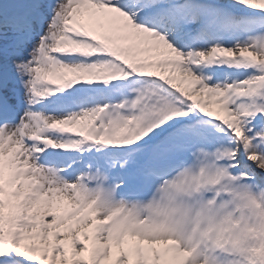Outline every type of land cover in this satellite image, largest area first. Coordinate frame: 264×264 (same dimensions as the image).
I'll list each match as a JSON object with an SVG mask.
<instances>
[{"label": "snow or ice", "instance_id": "1", "mask_svg": "<svg viewBox=\"0 0 264 264\" xmlns=\"http://www.w3.org/2000/svg\"><path fill=\"white\" fill-rule=\"evenodd\" d=\"M0 0V264H264V0Z\"/></svg>", "mask_w": 264, "mask_h": 264}, {"label": "rangeland", "instance_id": "2", "mask_svg": "<svg viewBox=\"0 0 264 264\" xmlns=\"http://www.w3.org/2000/svg\"><path fill=\"white\" fill-rule=\"evenodd\" d=\"M19 4H18V7H17V10L16 11H23L24 9H23V0H21V3L20 2H18ZM13 6H11V5H9V8H12ZM15 10H14V12H16Z\"/></svg>", "mask_w": 264, "mask_h": 264}, {"label": "bare ground", "instance_id": "3", "mask_svg": "<svg viewBox=\"0 0 264 264\" xmlns=\"http://www.w3.org/2000/svg\"><path fill=\"white\" fill-rule=\"evenodd\" d=\"M17 2H18L17 0H12L11 1L12 5H14V6L17 4ZM9 11H11V8H9Z\"/></svg>", "mask_w": 264, "mask_h": 264}]
</instances>
